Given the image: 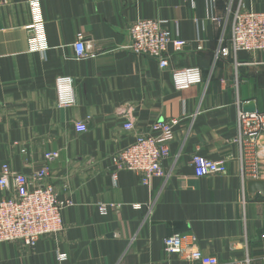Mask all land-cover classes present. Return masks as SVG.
Listing matches in <instances>:
<instances>
[{"label":"crops","instance_id":"0c3cea01","mask_svg":"<svg viewBox=\"0 0 264 264\" xmlns=\"http://www.w3.org/2000/svg\"><path fill=\"white\" fill-rule=\"evenodd\" d=\"M240 4L264 11V0H0V172L48 166L59 200L70 202L62 235L34 248L0 243V264H204L164 252L177 233L195 234L207 257L264 264V196L248 193L237 142L244 104L264 111V51L216 55ZM38 19L44 30L34 35ZM138 19L164 20L186 41L169 45L167 68L127 48ZM80 36L89 56L78 60ZM189 67L203 82L176 89L173 71ZM61 76L73 81L70 106L58 104ZM158 119L179 123L166 176L144 184L111 156ZM259 144L264 178V135ZM196 153L227 159L228 172L196 176ZM8 194L0 186V199Z\"/></svg>","mask_w":264,"mask_h":264},{"label":"built area","instance_id":"2783aa9c","mask_svg":"<svg viewBox=\"0 0 264 264\" xmlns=\"http://www.w3.org/2000/svg\"><path fill=\"white\" fill-rule=\"evenodd\" d=\"M33 5L37 8L39 0H33ZM29 28L34 35H40L44 30L40 19ZM129 32L131 43L127 48L133 53L157 60L161 68L169 66L166 56L169 45L178 48L186 45L185 40L172 36L169 27L161 19H138L130 25ZM33 41L37 45L38 36ZM229 43L220 46L216 53L217 58L237 55L240 51L253 54L264 51V11L247 9L240 4L233 11ZM75 52L78 60L89 56L83 36L75 43ZM173 81L176 89L183 90L201 84L203 74L199 67L175 69ZM72 84L69 77L61 76L57 79L60 107L74 103ZM178 123L177 119H158L153 122L148 132L140 134L133 142L111 156L116 169L140 174L144 184H150L154 177H165L163 161L170 155L169 145L175 137ZM76 127L79 131L87 130V124L82 121H78ZM125 128L133 129V122L128 121ZM238 128L237 142L241 148L242 175L244 178H259V140L264 135V111L245 112L241 109ZM52 156L58 157L59 154L54 152ZM192 163L198 177L228 172L227 159L212 160L196 153ZM49 177L48 166L30 176L15 171L8 163L2 166L0 186L9 194L0 199V243L14 242L34 248L42 237L60 236L65 232L63 211L70 202L59 200L55 186L48 181ZM198 242L193 233H177L163 239L164 252L204 264H251L250 259L222 261L215 256L207 257ZM60 258L64 259L65 255Z\"/></svg>","mask_w":264,"mask_h":264},{"label":"water","instance_id":"95a60500","mask_svg":"<svg viewBox=\"0 0 264 264\" xmlns=\"http://www.w3.org/2000/svg\"><path fill=\"white\" fill-rule=\"evenodd\" d=\"M243 110L245 112L257 111V104L255 101H248L244 104ZM247 190L251 195L261 194L264 196V178H252L247 181Z\"/></svg>","mask_w":264,"mask_h":264}]
</instances>
